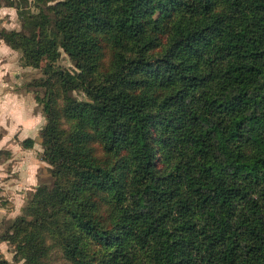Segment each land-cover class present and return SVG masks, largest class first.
I'll return each mask as SVG.
<instances>
[{"label":"trees","instance_id":"16d2710c","mask_svg":"<svg viewBox=\"0 0 264 264\" xmlns=\"http://www.w3.org/2000/svg\"><path fill=\"white\" fill-rule=\"evenodd\" d=\"M3 6L52 176L0 231L13 261L264 264V0Z\"/></svg>","mask_w":264,"mask_h":264},{"label":"rangeland","instance_id":"374dc122","mask_svg":"<svg viewBox=\"0 0 264 264\" xmlns=\"http://www.w3.org/2000/svg\"><path fill=\"white\" fill-rule=\"evenodd\" d=\"M0 9L13 10L15 15L5 14L0 17V27H4L8 30L20 29L21 23L18 14L14 8L3 6ZM19 51L11 50L9 56L4 55L5 64L13 65L16 76L12 77V74L5 76V82L8 83L10 88H14L16 92L27 93L28 83L34 79H38L42 76L41 70L31 67H23L19 64ZM66 69H72L73 64L69 60L66 54L62 52L60 59L57 64ZM1 68V67H0ZM8 87V88H9ZM39 90V94L42 95V90ZM33 96L32 92H28ZM73 95L78 99H83L84 95L78 91L73 92ZM33 116L39 119L36 126L29 128L28 138L34 139V145L31 149H25L21 146L20 138L21 132L17 131L11 140L5 144L4 148H0V165L3 167V175L0 176V231L3 229V225L9 224L13 218L21 214L22 208L29 202L32 197V193L35 188L39 185H50L52 183V176L50 174L49 165L41 160L40 153L41 140H40V129L45 124V116L41 111V106L37 105L33 109ZM8 133L4 128H0V139L7 136ZM26 137V138H27ZM25 139V138H24ZM32 165H36V185H30L27 183V168ZM14 169H18L15 170ZM5 245L2 255L11 264H21L12 260L13 253L12 247L6 242H0ZM59 252H54L55 262L60 261L58 259ZM9 257V258H6Z\"/></svg>","mask_w":264,"mask_h":264},{"label":"clouds","instance_id":"9594fccd","mask_svg":"<svg viewBox=\"0 0 264 264\" xmlns=\"http://www.w3.org/2000/svg\"><path fill=\"white\" fill-rule=\"evenodd\" d=\"M9 13H11V15L13 16L15 15L13 10L0 9V17ZM2 43L3 42L0 41V44ZM4 75L5 73L3 71H0V91H2L3 88L8 87V85L3 83L2 78ZM34 106L35 104L33 103V107ZM38 122L39 119L37 121L25 120L22 103L16 100L15 97H11L8 95H0V128H4L8 133L7 136H5L3 139H0V148H4L5 144H7L8 141L11 140L12 137L16 134V132L20 130L21 125L23 126L24 131L21 132L20 138L24 139L29 134V128L34 127L35 124ZM3 167L4 166L0 165V176L3 175ZM36 167V165H32L27 168V172L29 173L27 176V183L30 185L37 184V180L35 178ZM15 170L18 169H14V171ZM4 248L5 245L0 244V252L4 251Z\"/></svg>","mask_w":264,"mask_h":264},{"label":"crops","instance_id":"0c3cea01","mask_svg":"<svg viewBox=\"0 0 264 264\" xmlns=\"http://www.w3.org/2000/svg\"><path fill=\"white\" fill-rule=\"evenodd\" d=\"M11 54V49L5 45L4 43L0 44V71H3L5 73V75L3 76V83L8 85V83L5 82V76L9 73V74H12V77L13 76H16V73L15 69H13V65H6L5 64V57L6 56H9ZM4 55H6L4 57ZM9 87V86H8ZM3 88L2 91H0V95H8V96H11V97H15L16 100H18L19 102L22 103V106H23V109H24V118L26 121H37L36 117L33 116V109L34 107L36 106L35 104V101L33 99V96L30 94V93H19V92H16L14 90V88ZM33 103L35 104V106L33 107ZM7 122V121H6ZM10 122V121H9ZM36 126V124H35ZM23 129V126L21 125L20 126V130L19 131H22Z\"/></svg>","mask_w":264,"mask_h":264}]
</instances>
